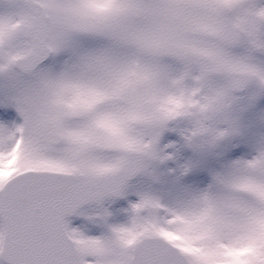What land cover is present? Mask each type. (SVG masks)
Instances as JSON below:
<instances>
[{
  "label": "snow or ice",
  "instance_id": "obj_1",
  "mask_svg": "<svg viewBox=\"0 0 264 264\" xmlns=\"http://www.w3.org/2000/svg\"><path fill=\"white\" fill-rule=\"evenodd\" d=\"M0 264H264V0H0Z\"/></svg>",
  "mask_w": 264,
  "mask_h": 264
},
{
  "label": "rangeland",
  "instance_id": "obj_2",
  "mask_svg": "<svg viewBox=\"0 0 264 264\" xmlns=\"http://www.w3.org/2000/svg\"><path fill=\"white\" fill-rule=\"evenodd\" d=\"M89 207H86L85 209H88ZM71 221V226L72 227H78L82 224H86L87 222L83 220V218H77V217H74L73 219L70 220ZM91 231H90V234H98V229L95 228L94 226H89Z\"/></svg>",
  "mask_w": 264,
  "mask_h": 264
},
{
  "label": "water",
  "instance_id": "obj_3",
  "mask_svg": "<svg viewBox=\"0 0 264 264\" xmlns=\"http://www.w3.org/2000/svg\"><path fill=\"white\" fill-rule=\"evenodd\" d=\"M84 207H88V205H85ZM73 217H69L68 219H72Z\"/></svg>",
  "mask_w": 264,
  "mask_h": 264
}]
</instances>
